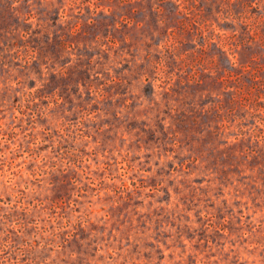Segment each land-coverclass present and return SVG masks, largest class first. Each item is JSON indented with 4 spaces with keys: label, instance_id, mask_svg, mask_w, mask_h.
<instances>
[{
    "label": "rangeland",
    "instance_id": "rangeland-1",
    "mask_svg": "<svg viewBox=\"0 0 264 264\" xmlns=\"http://www.w3.org/2000/svg\"><path fill=\"white\" fill-rule=\"evenodd\" d=\"M0 264H264V0H0Z\"/></svg>",
    "mask_w": 264,
    "mask_h": 264
}]
</instances>
